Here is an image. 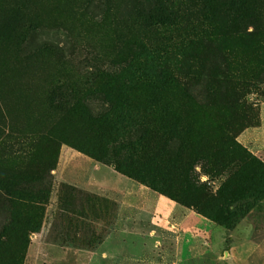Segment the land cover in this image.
<instances>
[{"label": "rangeland", "instance_id": "rangeland-1", "mask_svg": "<svg viewBox=\"0 0 264 264\" xmlns=\"http://www.w3.org/2000/svg\"><path fill=\"white\" fill-rule=\"evenodd\" d=\"M243 221L264 0H0V264H222Z\"/></svg>", "mask_w": 264, "mask_h": 264}, {"label": "crops", "instance_id": "crops-1", "mask_svg": "<svg viewBox=\"0 0 264 264\" xmlns=\"http://www.w3.org/2000/svg\"><path fill=\"white\" fill-rule=\"evenodd\" d=\"M247 228L248 224L243 221L229 232L231 248L222 264H264V234L258 237Z\"/></svg>", "mask_w": 264, "mask_h": 264}, {"label": "trees", "instance_id": "trees-1", "mask_svg": "<svg viewBox=\"0 0 264 264\" xmlns=\"http://www.w3.org/2000/svg\"><path fill=\"white\" fill-rule=\"evenodd\" d=\"M228 153L232 154V153H235V152H239V151H242V149L240 148V146L236 143H230L229 145V150H227ZM209 200H216L215 197H210L208 199H203L200 201V203L198 204V206H195V208L198 209V212L203 215V216H206L207 217V212L205 211V204L206 202H208ZM236 216L233 215V218H235ZM235 223L234 221H232V223L230 224H222L225 228H228V229H232L234 226H235Z\"/></svg>", "mask_w": 264, "mask_h": 264}]
</instances>
